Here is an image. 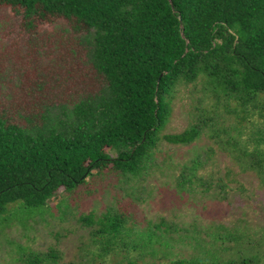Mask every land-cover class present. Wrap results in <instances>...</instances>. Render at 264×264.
Segmentation results:
<instances>
[{
    "label": "trees",
    "instance_id": "obj_1",
    "mask_svg": "<svg viewBox=\"0 0 264 264\" xmlns=\"http://www.w3.org/2000/svg\"><path fill=\"white\" fill-rule=\"evenodd\" d=\"M0 6L21 14L28 27L45 15L96 26L118 106L112 117L97 111L96 97L72 107L45 106L41 137L30 129L4 127L0 120V233L14 220L25 227L48 215L49 200L59 191L80 190L93 171L118 174L126 183L140 177L159 144L190 145L205 128L215 143L228 147L239 174H254L264 188V0H0ZM200 79L212 99L207 117L182 132L162 134L177 90ZM221 111L228 129L215 128ZM178 168L183 191L198 180L200 162ZM80 222L97 226L91 236L104 253L125 245L124 217L108 212L95 221L90 214ZM155 235H137L142 256L155 237L160 241ZM213 237L214 259L197 256L170 264H264L247 255L227 261L222 252L229 249L219 243L239 245L241 238ZM15 248L24 264L57 260L53 251L43 259ZM126 264L144 263L131 258Z\"/></svg>",
    "mask_w": 264,
    "mask_h": 264
},
{
    "label": "rangeland",
    "instance_id": "obj_2",
    "mask_svg": "<svg viewBox=\"0 0 264 264\" xmlns=\"http://www.w3.org/2000/svg\"><path fill=\"white\" fill-rule=\"evenodd\" d=\"M27 24L21 14L0 6L3 126L30 129L41 137L45 106L72 107L92 97L97 98L100 114L115 116L116 95L100 54L99 29L80 20L48 15ZM211 107L202 79L181 86L162 134L182 132L207 117ZM219 115L215 128L228 129L226 114L221 111ZM209 135L210 129L205 128L190 145L159 144L141 176L128 183L118 174L96 175L93 171L90 182L80 190L59 191L48 201V215L28 220L26 228L14 220L0 233V264L25 263L16 246L43 259L53 251L55 264H126L131 258L144 264H170L176 259L212 258L213 236L229 233L242 241L239 245L219 243L229 249L228 254L222 252L227 261L237 255L264 260V188L254 174H239L228 147ZM195 159L200 162L198 180L180 191L178 166L190 167ZM108 212L124 217L127 224L121 232L125 245L113 246L106 254L91 236L97 226L85 225L80 218L91 214L96 221ZM142 232L161 236L160 241L155 237L144 256L136 244Z\"/></svg>",
    "mask_w": 264,
    "mask_h": 264
}]
</instances>
